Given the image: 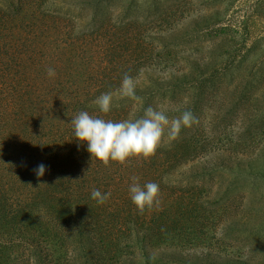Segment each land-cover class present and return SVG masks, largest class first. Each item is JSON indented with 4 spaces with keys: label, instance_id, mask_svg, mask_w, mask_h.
I'll list each match as a JSON object with an SVG mask.
<instances>
[{
    "label": "rangeland",
    "instance_id": "obj_1",
    "mask_svg": "<svg viewBox=\"0 0 264 264\" xmlns=\"http://www.w3.org/2000/svg\"><path fill=\"white\" fill-rule=\"evenodd\" d=\"M14 26L50 33L52 47L32 57H53L39 71L64 75L59 87L100 88L83 80L106 74L117 80H106L104 90L115 91L126 73L137 85L191 73L178 98L152 95L154 86L147 95L169 118L194 114L198 123L185 128L182 149L194 140L213 165L135 171L149 175L139 184L155 182L163 195L141 214L133 209L149 221L150 245L181 259L168 264H264V0H0V39L13 40ZM118 211L106 214L116 223ZM113 233L115 225L103 230L99 252L116 250ZM37 235L45 247V235ZM16 241L0 247V264H35L33 243ZM123 246L118 238L115 264L132 253ZM65 248H56L63 262Z\"/></svg>",
    "mask_w": 264,
    "mask_h": 264
},
{
    "label": "trees",
    "instance_id": "obj_2",
    "mask_svg": "<svg viewBox=\"0 0 264 264\" xmlns=\"http://www.w3.org/2000/svg\"><path fill=\"white\" fill-rule=\"evenodd\" d=\"M40 8L44 9L43 3ZM24 27L14 26L12 31L8 27L6 32H12L13 40L0 39V247L21 238L20 242L26 245L33 243L35 264H52L53 257L56 259L53 264H115L119 238L132 251L125 253L129 255L125 261L119 260V264H168L172 260L181 263L178 257L169 259L175 252H163L150 245L145 228L149 221L146 216H137L133 209L136 206L130 199L132 178L137 177L138 183L142 180L139 178L146 179L149 175L139 176L135 171L164 172L183 163L206 169L213 161L207 155L202 156L194 140L187 143L188 149H182L185 138V128H182L176 140L162 144L149 159L132 157L124 164L110 161L105 166L91 158L86 142L75 139L71 121L80 111L113 121L139 117L144 108L151 106L147 95L150 87H156L152 95L159 93L174 100L191 73L180 76L174 73L163 82L152 78L151 82H141L136 87V95L142 103L128 98L114 99V106L105 115L93 101L113 91L104 90L106 80L117 79L97 74L94 78L87 77L83 83L89 79L87 82L100 84V88L59 87L61 83L57 82L64 75L49 77L46 69L39 71L44 61L52 63L53 57L46 55L43 62H40L42 57L40 61L35 59L39 51L46 52L52 47L50 33L43 31L44 28L25 33L28 27ZM20 31L23 35L18 41ZM195 82L193 78L190 84ZM181 114L177 110L172 118ZM41 164L45 166V173L38 177L34 170ZM94 189L102 194L110 192L111 196L100 204L91 196ZM113 207L120 209L116 223L106 214ZM113 225L119 232L110 237L115 239L116 250L99 252L103 230L111 231ZM12 229L14 232L10 233ZM38 231L48 241L45 247L35 241ZM56 234L62 236L58 243L54 239ZM16 235L19 236L15 238ZM8 236L9 240L5 239ZM59 243L67 247V262L60 260L56 249Z\"/></svg>",
    "mask_w": 264,
    "mask_h": 264
},
{
    "label": "clouds",
    "instance_id": "obj_3",
    "mask_svg": "<svg viewBox=\"0 0 264 264\" xmlns=\"http://www.w3.org/2000/svg\"><path fill=\"white\" fill-rule=\"evenodd\" d=\"M47 74L49 77L54 76V69L49 68ZM137 83L136 79L126 73L115 91L101 94L93 103L105 115L114 106V99L128 98L142 103L136 95ZM194 123H198V119L191 111H184L179 117L169 118L163 109L152 106L144 108L139 117L120 121L106 120L101 116L91 115L88 111H80L71 121L75 139L80 143L86 142L91 158L101 161L105 166H108L110 161L124 164L132 157L149 159L162 144H170L179 137L182 128H190ZM34 171L41 177L45 173V166L41 164ZM132 179L129 194L137 210L143 213L145 208L158 206L159 185L147 182L141 186L136 182L137 177ZM91 196L103 204L111 193L102 194L94 189Z\"/></svg>",
    "mask_w": 264,
    "mask_h": 264
}]
</instances>
